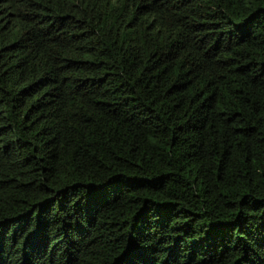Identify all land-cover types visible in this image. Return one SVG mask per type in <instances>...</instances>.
Returning <instances> with one entry per match:
<instances>
[{
  "label": "trees",
  "instance_id": "obj_1",
  "mask_svg": "<svg viewBox=\"0 0 264 264\" xmlns=\"http://www.w3.org/2000/svg\"><path fill=\"white\" fill-rule=\"evenodd\" d=\"M0 264H264V0H0Z\"/></svg>",
  "mask_w": 264,
  "mask_h": 264
}]
</instances>
